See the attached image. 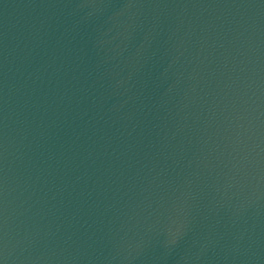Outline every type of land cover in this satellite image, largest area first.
Masks as SVG:
<instances>
[{"label": "water", "instance_id": "95a60500", "mask_svg": "<svg viewBox=\"0 0 264 264\" xmlns=\"http://www.w3.org/2000/svg\"><path fill=\"white\" fill-rule=\"evenodd\" d=\"M0 264H264V0H0Z\"/></svg>", "mask_w": 264, "mask_h": 264}]
</instances>
